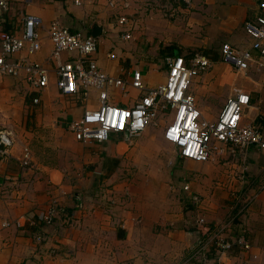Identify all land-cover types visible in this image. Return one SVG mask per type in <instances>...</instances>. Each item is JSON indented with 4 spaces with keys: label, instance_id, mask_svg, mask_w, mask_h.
<instances>
[{
    "label": "crops",
    "instance_id": "obj_1",
    "mask_svg": "<svg viewBox=\"0 0 264 264\" xmlns=\"http://www.w3.org/2000/svg\"><path fill=\"white\" fill-rule=\"evenodd\" d=\"M193 1L197 8H207L203 15L206 21L217 23L213 30L215 37L229 38L235 45L244 42L242 47H248L251 41L245 22L264 14L261 6L264 0ZM119 3L120 0H114L113 4L109 0H95L75 6L71 0H21L13 2L7 11L0 10L4 29H11L26 14L42 20L43 45L34 58L50 70L48 87L40 93L39 103L33 104L26 86L19 83L24 86L30 106L41 110L46 119L58 124L73 139L68 124L80 116L83 108L70 104L59 93L54 73L55 66L68 60L71 54L51 55L46 27L50 21L58 20L72 31L91 34L92 24L101 25L97 64L112 76L126 77L134 67L121 62L117 51L120 47L113 43L101 47L103 40L107 41V26L115 24ZM117 34L120 38V33ZM213 62L216 65L218 59ZM231 68L229 65V73ZM140 69L146 70V66ZM211 71L195 78L190 88L197 108L208 120L215 119L234 88L232 76L229 75V84H221L211 79ZM249 71L257 72L254 67ZM145 81L149 86L161 83ZM241 87L250 94L252 103L244 122L264 128V91L247 85ZM117 95L115 100L126 102L125 97ZM91 96L94 98L95 93ZM130 96L136 97V91L131 90ZM42 114H38L39 118ZM8 129L14 136L17 134L18 130ZM23 135L20 142L15 139L9 154L0 156V264H191L204 241L211 245L209 235L217 228L229 238L243 236L250 248L244 250L235 245L222 254L209 252L205 263L195 264H264V150L250 147L234 158L222 148L208 162L183 159L184 163L189 160L199 164L201 174H195V179L184 177L176 190L164 187V180H157L156 202L143 207V200L148 199L143 190L134 182L119 181L116 175L119 165L135 160L138 147L147 137L139 136L140 141L134 140L132 144L119 136L102 144L77 141L81 166L75 169L73 163L59 167L51 160L37 158L36 149L32 150ZM161 135L163 138V131ZM25 136L28 137L27 132ZM163 141L170 155L172 144L164 138ZM26 146L31 154L28 166L21 163ZM72 147L66 151H73L74 144ZM176 156H169L166 166L174 165ZM183 182L189 183L188 192L181 190ZM179 191L189 197V206ZM191 194L199 196L198 204L193 203ZM233 194L243 195L241 201H235ZM53 200L59 213L51 224L44 225L37 219V212ZM201 216L205 223L196 225ZM6 220L19 221L21 226L13 223L3 227Z\"/></svg>",
    "mask_w": 264,
    "mask_h": 264
},
{
    "label": "built area",
    "instance_id": "obj_2",
    "mask_svg": "<svg viewBox=\"0 0 264 264\" xmlns=\"http://www.w3.org/2000/svg\"><path fill=\"white\" fill-rule=\"evenodd\" d=\"M16 1L21 0H0V10L7 11ZM86 1L95 0H71L75 6H82ZM178 1L186 5L191 2ZM109 2L113 4L114 0ZM128 5L127 1L120 0L116 8H127ZM116 15V27H126L119 30L120 38L124 41L131 39L135 17L120 12ZM2 18L0 15V76H9L23 83L31 102L38 104L40 93L48 87L50 71L43 62L34 58L43 45L41 30L44 24L39 17L26 14L11 29H4ZM244 28L251 38L250 45L242 47L224 41L218 47L217 59L236 71L264 68V14L245 22ZM46 30L52 56L62 52L71 54L68 60L55 66L54 73L59 93L70 104H80L83 108L80 116L72 118L68 124V130L76 141L102 144L119 136L127 144H132L160 115L168 114L163 138L175 147L176 155L181 159L208 162L222 148H226L233 157L242 156L250 147L264 150V128L253 122H244L246 110L252 105L247 91L233 88L213 120L204 118L197 108L190 88L195 78L208 72L214 64L210 55L204 52L165 55L163 82L149 86L143 69L134 67L126 77L112 76L102 70L95 56L99 47L98 36L72 31L58 20L50 21ZM131 90L136 91V97L130 96ZM92 93H95L94 98ZM117 94L125 97L126 102L115 100ZM14 142L13 131L0 128V156L9 154ZM30 161V149L26 146L21 163L28 166ZM181 190L188 192L189 183L183 182ZM233 196L237 202L243 197L241 194ZM191 199L194 204L200 202L198 195L191 194ZM58 213L59 206L53 200L37 212V219L49 225ZM13 223L21 226L16 220L3 221L2 226L8 227ZM204 223L203 216L197 218L196 225ZM209 237L211 245L204 241L191 264L205 263L209 252L222 254L235 245L244 250L250 248L243 236L229 238L220 228Z\"/></svg>",
    "mask_w": 264,
    "mask_h": 264
},
{
    "label": "rangeland",
    "instance_id": "obj_3",
    "mask_svg": "<svg viewBox=\"0 0 264 264\" xmlns=\"http://www.w3.org/2000/svg\"><path fill=\"white\" fill-rule=\"evenodd\" d=\"M121 1H127L129 5L127 8H118V12L135 17L131 39L121 40L117 37V33L126 27H116L115 24H111L112 27L107 26L108 35L105 37L107 41L103 40L101 47L103 45L105 47L107 43L119 46L117 51L121 62L138 68L146 66L143 73L145 80L150 83L157 84L164 78L163 57L172 52V49H168L164 53L162 51L164 48H175L180 54L204 52L211 56L217 55L218 47L222 42L229 41V38L214 36L213 30L217 23L206 21L203 15L207 8L203 6L197 8L193 0L187 6L178 0ZM212 69L211 79L221 81V84H227V82L229 84L230 75L234 80V88L239 87L238 85H247L249 88H258L264 91V68L256 70L255 73L236 71L231 68L229 73V65L218 61L216 65L211 66L209 71ZM241 86L239 88H242ZM23 87L12 77L0 76V128L7 127L18 130L19 137L17 134L15 135L17 142H20V135L24 134L23 136L27 138L31 148L36 149L34 153L37 158L51 160V163H55L59 167L73 163L75 169L80 168L81 162L77 155L80 148L78 150L75 145L79 142L74 140L70 133L61 129L58 124L46 119L41 110L31 107ZM218 97L215 99H219ZM39 113L42 114L40 118ZM168 119V114L160 115L155 122L149 125L144 134L140 135L147 139L144 140L141 148L138 147L139 152L135 160L119 165V170H117L116 176L119 181L122 179L128 183L134 182L141 191L143 190V195L148 198L143 200V207L156 202L159 186V183H156L157 180H164L166 183L163 184L164 187L169 186L176 190L184 177L190 176L191 179H195L194 175L202 172L197 167L199 164L189 160L184 163L183 159L177 156L174 165L166 166V162L170 159L169 156L176 154V149L172 145L170 146L171 153L168 154V148L164 147L166 145L161 135ZM26 132L28 137L25 136ZM138 137L135 141H140L141 137ZM73 144L74 150L66 151L67 148H73ZM33 148L32 150H34ZM103 192H106V189ZM179 193L183 192L179 191ZM186 196L184 194L181 199L189 206L190 199Z\"/></svg>",
    "mask_w": 264,
    "mask_h": 264
},
{
    "label": "water",
    "instance_id": "obj_4",
    "mask_svg": "<svg viewBox=\"0 0 264 264\" xmlns=\"http://www.w3.org/2000/svg\"><path fill=\"white\" fill-rule=\"evenodd\" d=\"M101 34H102V26L97 23L92 24L91 35L97 37L100 36Z\"/></svg>",
    "mask_w": 264,
    "mask_h": 264
},
{
    "label": "trees",
    "instance_id": "obj_5",
    "mask_svg": "<svg viewBox=\"0 0 264 264\" xmlns=\"http://www.w3.org/2000/svg\"><path fill=\"white\" fill-rule=\"evenodd\" d=\"M168 49H172V52H170V53H167L166 55H175V54H180L179 52H177V50L175 49V48H164V50H162L164 53H166L165 51L166 50H168ZM211 57H212V59L213 60H216V58H217V56L216 55H211ZM197 264H199V263H197Z\"/></svg>",
    "mask_w": 264,
    "mask_h": 264
}]
</instances>
